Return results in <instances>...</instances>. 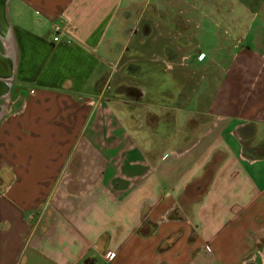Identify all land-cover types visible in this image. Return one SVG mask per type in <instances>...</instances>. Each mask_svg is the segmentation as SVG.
<instances>
[{
	"label": "crops",
	"instance_id": "1",
	"mask_svg": "<svg viewBox=\"0 0 264 264\" xmlns=\"http://www.w3.org/2000/svg\"><path fill=\"white\" fill-rule=\"evenodd\" d=\"M227 2L7 0L0 264H264V58L233 66ZM218 23L229 66H195Z\"/></svg>",
	"mask_w": 264,
	"mask_h": 264
},
{
	"label": "rangeland",
	"instance_id": "2",
	"mask_svg": "<svg viewBox=\"0 0 264 264\" xmlns=\"http://www.w3.org/2000/svg\"><path fill=\"white\" fill-rule=\"evenodd\" d=\"M137 1L144 4L140 9V12L142 14L147 16L153 12L155 15L154 17L158 18L159 21L160 19H166L175 16L181 18L183 17L182 15L186 14V12L184 11L185 9L182 6L181 7L171 6L170 2H172V0H137ZM186 1L188 2V4L191 6L192 9L198 11L199 7L196 6L195 0L194 1L186 0ZM227 1L228 2L226 4V7L223 8L219 7V8L223 9L224 11L227 10L229 11L231 8H233L235 9V11H238V14L242 15V17L244 18L241 23L244 29H240L239 32V35L244 39L241 42H237L240 50L239 52H241V55L239 56V60L237 61V63H234L233 66H253L255 61L252 58L254 56L256 57L262 56L264 58V28H263L264 21H262L263 18L262 16L264 15V0L262 1V4H259L257 7H252L248 5L247 6L248 11H245L244 6H241L242 4L246 5L247 0H227ZM191 2H193L194 4ZM199 10L201 11V13H204L203 8ZM210 13L209 14L211 16L212 15L217 16L212 10L210 11ZM218 21L221 20H217V22ZM225 25H226L225 23H221L220 24L221 29H217V32L219 33V38L217 39V43L222 46L223 51L221 52H223L224 54H220V52L218 53V55L211 54L210 56H207V60H205L204 62L206 63V65L201 63V64H196L195 66H219V65L229 66L230 56L227 54L228 53L227 49H231L233 43H231V38H229L230 36H227L223 33ZM257 36H259V39H256ZM1 54H3V52H1ZM212 57L217 58L218 59L217 61H219V59H221L222 61L220 62L219 65L208 63V61ZM161 78L167 79L168 75L163 74Z\"/></svg>",
	"mask_w": 264,
	"mask_h": 264
},
{
	"label": "water",
	"instance_id": "3",
	"mask_svg": "<svg viewBox=\"0 0 264 264\" xmlns=\"http://www.w3.org/2000/svg\"><path fill=\"white\" fill-rule=\"evenodd\" d=\"M7 0H0V40L5 42L8 37V23L6 20ZM12 78V64L7 56L0 53V101L6 98L10 91V81ZM3 112L0 104V116Z\"/></svg>",
	"mask_w": 264,
	"mask_h": 264
},
{
	"label": "built area",
	"instance_id": "4",
	"mask_svg": "<svg viewBox=\"0 0 264 264\" xmlns=\"http://www.w3.org/2000/svg\"><path fill=\"white\" fill-rule=\"evenodd\" d=\"M57 28H54V31H56L57 32ZM58 41V37L57 36H55V37H53V42H57ZM31 93H33V90H31L30 91ZM109 257H111V256H109Z\"/></svg>",
	"mask_w": 264,
	"mask_h": 264
}]
</instances>
